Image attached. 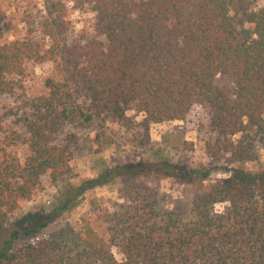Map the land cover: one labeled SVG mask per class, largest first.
<instances>
[{"label":"trees","instance_id":"trees-1","mask_svg":"<svg viewBox=\"0 0 264 264\" xmlns=\"http://www.w3.org/2000/svg\"><path fill=\"white\" fill-rule=\"evenodd\" d=\"M71 2L95 13L90 35L73 37ZM28 62L50 68L43 93L26 100ZM0 95L14 101L13 119L0 120V264H264V170L236 166L210 179L213 167H189L158 149L156 159L107 167L75 185L76 138L58 140L66 125L110 121L138 134L143 147L151 124L200 108L213 134L210 157L253 160L264 146V5L38 0L18 16L0 7ZM149 174L194 186L189 212L163 210L158 192L125 185L126 200L100 212L105 235L85 221L44 234L90 188ZM48 184H61L64 199L20 213ZM217 203L225 205L218 211Z\"/></svg>","mask_w":264,"mask_h":264},{"label":"rangeland","instance_id":"rangeland-1","mask_svg":"<svg viewBox=\"0 0 264 264\" xmlns=\"http://www.w3.org/2000/svg\"><path fill=\"white\" fill-rule=\"evenodd\" d=\"M38 0H0V7L10 16H18L26 7L35 4ZM258 7L264 5V0H255ZM68 16L72 22L73 37L88 36L92 33L91 27L95 13L89 7H78L71 2L68 5ZM13 37H11L12 39ZM50 66L49 63L28 62L21 77L22 96L27 100L43 93L44 81ZM219 85H224L226 79L219 75L216 79ZM14 105L13 98L0 95V120L10 122L8 109ZM130 111L129 114H135ZM141 120L138 114L136 121ZM206 112L195 108L183 120L164 121L150 125V140L143 147L139 145V135L126 127L110 121L94 122L86 128L66 125L59 136V141H64L73 135L76 144L71 158L72 177L71 183L77 185L81 180L94 177L107 167L127 164L134 161L153 160L155 152L162 149L166 157L181 162L189 167L205 165L213 167L210 179L227 176L231 167L240 166L247 170H264V146H256L253 160L228 164L225 161H216L209 156L206 142L213 136L207 127ZM139 130L136 126L134 131ZM18 155L23 159L26 154L25 147L21 148ZM125 185L144 187L148 191H156L159 196V207L163 210H173L187 214L194 194V186L182 183L179 180L161 175L149 174L132 178H116L108 184L90 188L85 191L63 214L44 231L47 234L65 223L78 228L84 221L90 223L101 235H105L103 223L99 218L104 209L113 210L116 204L123 203ZM61 184H48L29 201L24 203L20 213L33 210L45 204L47 207L57 204L64 199L59 192ZM72 193V192H70ZM221 203L215 205L216 210L223 208ZM114 256L121 260L122 255L113 248Z\"/></svg>","mask_w":264,"mask_h":264}]
</instances>
